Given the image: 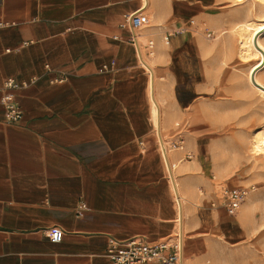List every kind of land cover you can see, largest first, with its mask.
Masks as SVG:
<instances>
[{"label":"crops","instance_id":"crops-1","mask_svg":"<svg viewBox=\"0 0 264 264\" xmlns=\"http://www.w3.org/2000/svg\"><path fill=\"white\" fill-rule=\"evenodd\" d=\"M145 4L0 0V264H113L110 238L174 240L180 208L153 120L152 76L123 26L139 10L152 16L140 35L157 51L185 260L211 264L223 244L245 237L239 211L231 214L227 203L236 189L254 201L251 168L241 166L251 164L258 115L237 51L203 34L214 20L224 30L236 22L234 5ZM61 73L65 82L53 83ZM11 79L18 87L6 89ZM6 90L24 112L18 123L6 121ZM179 140L183 150L173 147Z\"/></svg>","mask_w":264,"mask_h":264},{"label":"rangeland","instance_id":"rangeland-1","mask_svg":"<svg viewBox=\"0 0 264 264\" xmlns=\"http://www.w3.org/2000/svg\"><path fill=\"white\" fill-rule=\"evenodd\" d=\"M230 2L234 5L232 16L233 19H236V22H231L224 30L217 29L215 27L216 21L214 20L208 23V27L203 31V34L210 42H223L226 52L232 49L237 51L239 59L242 62L238 74L242 82L249 87L247 74L250 65L256 61V58H244L242 56L239 36L235 29V25L244 15H248L250 19H261L263 16L258 15V4L255 0H245L242 2L230 0ZM147 19L152 21L150 13L147 15ZM212 32L214 34H212ZM209 34L212 35L209 36ZM152 40L154 39L152 38ZM260 78L264 81V70L260 73ZM248 91L252 95L253 109L258 115L256 134L264 129V98L252 89L248 88ZM255 134H252L250 142L251 147L247 150V154L251 158V164L249 166H241L251 168V173L248 175L253 179L246 181V187L250 186L249 189L254 190L253 193L255 194L253 204H249V195L247 194L246 200L239 209L238 221L245 228L246 235L239 244H223L219 250L215 251L217 259L215 260V257L211 259V264H264V155H259L253 150ZM214 261H216V263ZM186 262L191 264L190 261ZM204 263L205 262H198L195 264Z\"/></svg>","mask_w":264,"mask_h":264},{"label":"built area","instance_id":"built-area-1","mask_svg":"<svg viewBox=\"0 0 264 264\" xmlns=\"http://www.w3.org/2000/svg\"><path fill=\"white\" fill-rule=\"evenodd\" d=\"M142 11V10H141ZM141 11H137L134 14L127 16L123 26H127L132 31V41L136 44L138 52L141 56L139 46H142L139 40L141 28L149 21L142 14ZM212 34H209L211 36ZM148 48L152 49L153 44H148ZM144 55V52L142 50ZM151 54V52H149ZM145 57V56H143ZM145 60V58H144ZM142 60V62L144 61ZM67 79L66 73H61L52 82H65ZM35 80H33L34 82ZM6 89L18 87L14 80H8L5 84ZM29 84L25 83L24 86ZM2 104L6 108V121L9 123H18L23 119L24 112L18 103L16 96L13 92H4ZM176 149H184V141L179 140L173 145ZM168 151L169 147L167 145ZM187 157L191 158L190 154ZM177 194V193H176ZM245 201V192L241 189H236L229 192L227 208L231 214H235L239 211L242 204ZM49 234L54 242L61 241L62 231L59 228H52L49 230ZM176 236L173 241L163 240L155 243L147 242L143 239L132 238L129 240H117L110 238L107 251V257L110 258L113 264H144V263H160V264H182L181 261V237L180 246L176 243ZM180 236V234H179Z\"/></svg>","mask_w":264,"mask_h":264},{"label":"bare ground","instance_id":"bare-ground-1","mask_svg":"<svg viewBox=\"0 0 264 264\" xmlns=\"http://www.w3.org/2000/svg\"><path fill=\"white\" fill-rule=\"evenodd\" d=\"M238 1H245V0H238ZM258 4V15L263 16L261 19H250L248 15H244L235 25V29L237 31V34L239 36V43H240V50L241 54L244 58L254 57L256 58V61H254L249 68L248 74H247V80L249 87L254 90L256 93H258L262 98H264V81L260 78V73L264 70V0H255ZM147 4V0H146ZM145 4V6H146ZM149 12H146L145 15H148ZM227 32V31H225ZM139 40L142 46V50L144 52L145 56V62L142 63L144 66L150 71V74L152 76L151 68L150 66H154L155 64V57L157 54L156 48H155V42L152 39L147 38V35L144 33V31L139 35ZM147 44H153L152 49L147 50L145 47ZM151 52V54H148V52ZM150 65V66H149ZM152 79V78H151ZM160 86V78L156 74V98L159 103V105H163V96L161 93V87ZM150 98L152 102V112H153V120L155 123L156 128H158L159 124V106L156 102V100L153 98L152 94V81H151V88H150ZM254 147L253 150L257 154L264 155V129L254 136ZM166 145L169 147V155L172 153L171 145L166 141ZM167 168L170 173V169L166 160ZM172 164V163H171ZM173 165V170L175 173V164ZM177 195V194H176ZM183 196H181L182 199ZM253 196L249 197V204H253ZM177 206L180 208V202L179 198L177 196ZM250 208V206H249ZM180 216L177 219V236H176V243L178 246H180ZM185 264H188L185 260Z\"/></svg>","mask_w":264,"mask_h":264},{"label":"water","instance_id":"water-1","mask_svg":"<svg viewBox=\"0 0 264 264\" xmlns=\"http://www.w3.org/2000/svg\"><path fill=\"white\" fill-rule=\"evenodd\" d=\"M148 3H149V0H147L146 7L148 6ZM138 46H139V50H140V53H141L142 60H144L141 47H140V45H138ZM144 62H145V60H144ZM150 68H151V72H152V94H153V98L156 100V102H157V104L159 106V124H158V130L157 131H158V135H159V138H160V141H161V145H162V148H163V151H164V154H165V157H166L169 169H170V174H171V177H172L173 182H174L176 193H177V196H178L179 202H180L181 261H182V264H185V251H184V246H185L184 245V206H183V202H182V199H181V194H180V191H179V187H178V184H177V181H176V177H175V173H174V170H173V166H172L171 161H170L168 148H167V145H166L163 133H162V108H161V105H159V103L157 101V98H156V72H155V70H154V68L152 66H150Z\"/></svg>","mask_w":264,"mask_h":264}]
</instances>
